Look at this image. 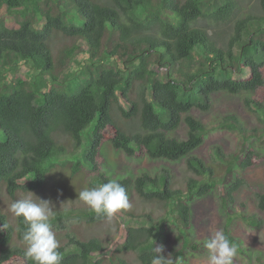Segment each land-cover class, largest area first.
Instances as JSON below:
<instances>
[{"label":"trees","instance_id":"obj_1","mask_svg":"<svg viewBox=\"0 0 264 264\" xmlns=\"http://www.w3.org/2000/svg\"><path fill=\"white\" fill-rule=\"evenodd\" d=\"M3 8L0 185H5L6 194L15 199L38 192L67 152L73 175L87 171L90 187L106 183L99 151L108 130L112 149L128 161L142 154L151 161L185 160L192 173L184 179L185 187L174 185V176L165 167L136 175L125 172L119 182L128 197L135 194L145 201L175 204L182 238L188 244L191 235L195 242L189 243L183 259L182 248L172 258L174 264L178 257L182 264H191L190 256L205 239L196 240L189 202L209 195L216 185L214 169L198 149L215 133L238 138L234 150L224 151L221 145L211 150L212 160L227 165L226 175L234 177L221 200L224 214L227 200L233 202L244 184L237 172L249 168L254 155L264 156V142H259L264 126L263 132L248 129L231 112L213 113L207 121L195 114L209 112L214 97L223 93L240 96L243 106L264 124V99L253 97L264 86V0H0V11ZM85 52L87 59L80 62L79 54ZM18 62L37 74L5 82L7 69L17 70L13 66ZM74 63L80 68L65 74ZM244 70L248 76H234ZM90 126V141L79 157L82 132ZM61 136L71 145L62 143ZM255 201L264 211V190L256 193ZM69 204L54 209L53 230L108 220L86 205ZM127 217L124 240L108 258L112 264H129L118 255L135 253L139 264H152L153 247L163 244L168 231L165 219H153L149 213ZM253 217L248 218L249 225L264 228V219ZM25 229L22 217L14 226L0 212V264H32L25 248L12 243L14 235L24 243ZM74 231L60 244L61 264H103L104 259L94 255L117 241L116 235L80 240ZM223 233L236 241L230 230ZM251 253L245 264H251Z\"/></svg>","mask_w":264,"mask_h":264},{"label":"rangeland","instance_id":"obj_2","mask_svg":"<svg viewBox=\"0 0 264 264\" xmlns=\"http://www.w3.org/2000/svg\"><path fill=\"white\" fill-rule=\"evenodd\" d=\"M253 1H251L252 3ZM249 3V4H251ZM254 3V2H253ZM246 10L250 11V8L245 7ZM3 8L0 11V16L5 13ZM13 19L8 18V24L14 25L12 23ZM80 62L86 61L87 54H79ZM80 68V65L74 63L71 65L65 72L69 74L72 71H75ZM19 70L15 72L9 71L7 82L13 77H35L36 72H33L28 68L26 64L20 63L18 66ZM262 74L264 77V67L262 68ZM236 77H246L248 76V71L244 70L240 74H234ZM253 97L259 100L264 99V86L260 87L254 94ZM254 108V107H253ZM254 112L255 108L252 109ZM238 114L242 120L245 122L248 129L258 127V132H263L261 126H264L263 123L258 121L257 116L252 112L248 111L246 106H243V102L240 96H232L226 94H218L214 97L213 105L209 112H198L195 111V114L201 116L204 120H209L211 114H221L226 115L227 113ZM258 113V112H257ZM93 126V124H92ZM92 126L88 127L82 132L83 144L82 151L88 146L90 141V135L92 133ZM105 140L102 142V146L99 151L100 159L102 160L101 165H99L100 170L106 169L110 176H106L107 180L117 179L121 177L125 172H130L133 175H136L141 170L153 169L165 167L169 169L171 175L174 176V185L185 187V180L187 176L192 175V173L187 169L185 160L180 162L172 163L166 161H151L146 156L139 155L137 160H130L117 156L118 153L112 149L109 138L111 136L110 132L107 130L105 132ZM89 136V137H87ZM254 138V137H253ZM0 139H4L2 132L0 131ZM59 140L66 145L70 142L61 136ZM238 138L233 133L228 132H219L207 137L205 143L198 149L204 159L209 162V165L214 169V176L216 178V185L214 190L207 196L203 198L195 197L190 203L191 205V224L196 230V240L205 239L209 237L213 232L219 230L224 231V229L230 230L236 241L233 243L237 246V255L234 257L233 264H245L248 253L252 252L254 254L251 264H264V228L254 229L249 225L250 219L254 218L253 214H257L259 217L264 219V211H260L256 205V193L264 190V156L261 153L253 156L252 165L247 168L245 171L237 172V178L239 176L244 178V184L236 191L234 194V201L231 202L227 200V211L226 214L222 210V197L225 195V188L228 183L234 179L230 174L226 175L225 167L227 165H221L216 161H213L211 158L212 146L221 145L224 151L234 150L236 147ZM264 142V137L259 139V142ZM249 141L245 142L243 149L247 150ZM259 145V144H258ZM260 149H263V146H258ZM253 148V147H252ZM255 150V149H254ZM244 152V151H243ZM239 153L240 159L243 158L244 153ZM261 152V151H260ZM67 156V155H66ZM214 158V156H213ZM135 159V158H134ZM99 160V159H98ZM64 162V163H63ZM89 173L84 170L72 174V169L70 167V162L66 161L65 158H61L56 166L52 167L48 174V180L38 192L32 194H19L15 199H11L6 194L5 185H0V212L5 217L6 221L9 224L16 225L17 217H14L10 211L11 204L21 198L31 197L34 200L38 198L51 201L53 209L62 208L63 205L69 203H75L77 205L85 206V204L79 200L78 193L85 189L90 188L88 176ZM224 175V176H223ZM235 176V175H234ZM206 178V177H203ZM103 184V183H100ZM131 204V208L128 210L119 211L115 217L109 221H102L94 224L82 223H70L68 227L61 230H53L56 233L57 239L60 241V244H63L66 241L64 237L66 233L70 232L71 234L76 232V236L82 240L87 239L93 235H98L102 237H107L108 235H116L117 241L109 245L106 252H99L94 255V257L104 259L103 264H112V260L108 257L111 251L124 240L125 236V225L129 218L128 215H142L144 213H149L153 219L162 218L165 219L166 227H168L167 234L164 238L162 244L163 251L162 255L168 257L169 254H173L176 249L182 248V259L187 256V253L190 251L189 243L195 242L191 235H187L188 244L185 243V238H182L183 235L180 232L182 229V223L178 220L177 211L175 209L174 203H168L166 205L158 203L156 201H145L139 196L132 194L128 197ZM186 200H189L186 198ZM70 205V204H69ZM140 223V222H138ZM75 235V234H74ZM71 235V236H74ZM12 243H17L21 247L25 248V243L17 241L15 235L13 237ZM186 244V245H185ZM161 246V245H157ZM205 250V251H204ZM208 251V250H207ZM206 251L204 244H201L200 249L195 252L196 255L190 256L191 264H209V253ZM257 253V255H256ZM250 254V255H251ZM121 258L127 259L129 264H139L136 260V254L134 253H125L118 255ZM246 259V260H245ZM177 264H182V260L178 257L176 260ZM114 264V263H113Z\"/></svg>","mask_w":264,"mask_h":264},{"label":"clouds","instance_id":"obj_3","mask_svg":"<svg viewBox=\"0 0 264 264\" xmlns=\"http://www.w3.org/2000/svg\"><path fill=\"white\" fill-rule=\"evenodd\" d=\"M20 63L22 62H18L13 68L19 70L18 66ZM9 71L12 70L7 69V74H9ZM6 77L8 79V75ZM7 79L4 81L7 82ZM69 142L71 143V141ZM70 143L68 146L71 145ZM82 152L84 151H82L81 146L80 152H77L76 155L80 157ZM70 155V152H67L65 156L62 155L60 158H65L66 161H69L71 160ZM101 171L106 176L111 175L106 169ZM78 198L97 216H104L109 221L119 211L131 208L126 189L117 179H109L106 183L85 188L78 193ZM10 211L14 217H22L23 223L26 225V229L22 234L23 242L26 245L25 257L32 264H61L60 241L52 228V220L55 213L51 201L41 198L34 200L31 197H25L14 201L11 204ZM6 227L3 224V228L6 229ZM203 243L209 253V264H233L238 249L222 231L213 232L209 237L205 238ZM162 251V245L153 247L155 255L152 258V264H174L172 255L169 254L165 258L161 255Z\"/></svg>","mask_w":264,"mask_h":264}]
</instances>
